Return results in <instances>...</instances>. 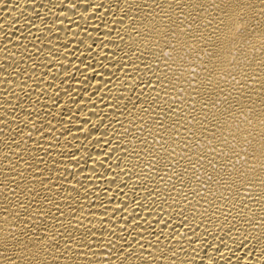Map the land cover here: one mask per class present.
<instances>
[{
    "label": "bare ground",
    "instance_id": "1",
    "mask_svg": "<svg viewBox=\"0 0 264 264\" xmlns=\"http://www.w3.org/2000/svg\"><path fill=\"white\" fill-rule=\"evenodd\" d=\"M0 264H264V0H0Z\"/></svg>",
    "mask_w": 264,
    "mask_h": 264
}]
</instances>
